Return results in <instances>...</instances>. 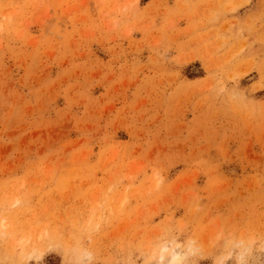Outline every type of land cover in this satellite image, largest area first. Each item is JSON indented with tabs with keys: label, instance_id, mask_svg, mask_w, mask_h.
Segmentation results:
<instances>
[{
	"label": "rangeland",
	"instance_id": "374dc122",
	"mask_svg": "<svg viewBox=\"0 0 264 264\" xmlns=\"http://www.w3.org/2000/svg\"><path fill=\"white\" fill-rule=\"evenodd\" d=\"M164 246L264 264V0H0V264Z\"/></svg>",
	"mask_w": 264,
	"mask_h": 264
},
{
	"label": "bare ground",
	"instance_id": "6f19581e",
	"mask_svg": "<svg viewBox=\"0 0 264 264\" xmlns=\"http://www.w3.org/2000/svg\"><path fill=\"white\" fill-rule=\"evenodd\" d=\"M166 247L164 246L163 251L159 255V260L155 264H185V260H186V256H187L186 253H183V251H181L180 248L176 247V248H173L172 249V251L170 252V256L169 257H166V255H165V249H166ZM245 252H246V250H245ZM75 254H76V252H75ZM243 256L244 255H242V257Z\"/></svg>",
	"mask_w": 264,
	"mask_h": 264
},
{
	"label": "crops",
	"instance_id": "0c3cea01",
	"mask_svg": "<svg viewBox=\"0 0 264 264\" xmlns=\"http://www.w3.org/2000/svg\"><path fill=\"white\" fill-rule=\"evenodd\" d=\"M250 3H251V1L241 5L235 13H232V14L230 13L231 15H227V17L228 16L233 17V16H237V14H239V16L245 21L248 20L249 17H255L257 9L260 8V7H258L259 4H258V2L257 3L254 2V5H252V9L251 8L245 9L250 5ZM253 7H255V8L253 9Z\"/></svg>",
	"mask_w": 264,
	"mask_h": 264
}]
</instances>
